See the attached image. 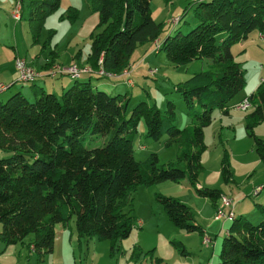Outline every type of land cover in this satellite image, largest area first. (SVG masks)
<instances>
[{"label": "trees", "instance_id": "obj_1", "mask_svg": "<svg viewBox=\"0 0 264 264\" xmlns=\"http://www.w3.org/2000/svg\"><path fill=\"white\" fill-rule=\"evenodd\" d=\"M16 1L22 10V0ZM150 1L84 0L98 16L87 59L94 69L99 68L101 58L105 71L119 72L133 65L130 58L135 50L162 36L155 50L163 51L170 62L176 66H188L194 60L202 63L201 70L175 84L185 103L187 123L174 125L175 104L170 99L163 111L144 100L128 110L127 93L109 94L81 74L72 76L74 82L60 95L41 88L28 96L20 87L12 88L0 99L2 244L23 243L32 234L26 246L41 261L52 248L53 225L68 228L71 217L78 237L115 242L127 237L132 226L131 216L121 210L130 192L138 185L162 180L185 179L197 196L215 206L222 191L197 186L203 169V128L214 110L227 114L231 100L245 85L244 72L230 48L254 30L264 36V0L189 2L174 21L177 29L173 33H164V23L154 20ZM163 1L170 4L173 0ZM59 3L28 0L26 18L34 37ZM188 7L193 9L196 25L183 33L178 25ZM78 15L79 9L70 7L59 19L73 22ZM34 81L21 83L33 86ZM13 85L14 80L7 89ZM248 99L245 133L264 162V144L252 131L254 125L264 122V77ZM140 119L146 137L158 140L165 135L164 145L175 146L174 160L158 163L154 153L144 161L133 158L131 143ZM219 174L224 183L231 180L225 151ZM153 198L174 227L201 233L183 202L159 193H153ZM253 204L260 219L253 224L243 215L230 218L219 243L218 264H264V198Z\"/></svg>", "mask_w": 264, "mask_h": 264}, {"label": "rangeland", "instance_id": "obj_2", "mask_svg": "<svg viewBox=\"0 0 264 264\" xmlns=\"http://www.w3.org/2000/svg\"><path fill=\"white\" fill-rule=\"evenodd\" d=\"M189 2L192 1L173 0L170 4H165L163 0H151L152 17L156 22L164 23V33H173L177 29L174 19H178L182 15L183 9ZM0 3V62L3 66H8L11 60L15 68L16 58L23 59L25 56L32 59L37 57L38 62L45 60L52 54L59 58L58 61L62 62L73 58L65 66L76 64L79 68L84 67L78 61L84 60L90 50L89 32L94 30L91 20H98L97 13L87 9L86 13L88 14L81 13L80 17L73 22L67 19H59V15L70 7L79 9L84 5L88 8L84 4V0H60L58 8L45 18L36 37L33 36L31 26L26 18L28 0H22L20 19H15L12 15L13 7L16 5L15 0H0ZM10 3L13 4V7L9 11ZM164 15H170V17L165 19ZM195 25L193 9L188 7L179 21L178 28L186 33ZM14 42L18 45L19 53H16L14 49ZM15 54L20 55V57H14ZM139 54V51L135 50L130 58V61L134 62L132 68L140 63L141 67L130 73L132 85L128 86H132V88L128 89L130 90L128 93L130 96L128 110L139 100H144L150 105H156L159 110L163 111L166 99H170L175 104L174 125L176 127L184 126L188 121L186 107L182 98L175 91V84L187 79L193 72H197L195 71L197 64L189 66L187 70V66H176L170 62L163 51L151 52L145 61L141 58L139 61L136 60ZM247 55V62L240 64L244 75L246 70L251 72V68H260V64H262L258 62L259 57L257 55H250L249 53ZM149 69L155 71L150 73ZM13 80L14 85L8 88L4 92L5 94H9L13 90L12 88L18 86L25 90L24 93L28 96L32 95L28 83L17 81V75ZM245 88L246 82L242 89ZM124 90L125 88L119 93H124ZM116 92L118 93V91ZM107 93L116 94L110 91ZM55 94L59 95V93ZM1 96L0 99L3 98ZM175 100L180 102L177 104ZM243 112L246 111L239 112V117L230 121H227L225 115L219 116L221 117L219 121L216 117L214 118L218 110H214L210 122L203 128L205 149L200 156L203 169L197 180L202 187L217 188L225 192L232 207L235 201H243L249 210L247 218L255 224L260 219V214L253 203L260 202L264 198V186L260 191H257L260 185L264 183V162L256 154L252 138L245 133L244 116L246 113ZM252 131L254 136L261 139L264 144V122L254 125ZM165 139V135H162L158 140L146 137L144 124L140 119L136 124V132L131 143L133 158L144 161L150 153H154L158 163L174 160L176 148L173 144L164 145ZM224 151L227 153L231 171V180L227 183L222 181L219 174V162ZM153 193L177 198L191 210L195 222L197 220L200 224L201 221L197 218L199 217L197 209L201 207L202 200L210 203L207 198L198 197L193 187H190L185 179L179 181L162 180L148 186L138 185L130 192L128 203L121 208L123 213L132 218V226L127 237L115 242L108 239L99 240L95 236L78 237L74 231L73 217H71L68 220L69 228L64 229V237H67L69 232L71 237L69 240L66 239L63 246L60 245L57 238L61 228L58 226L59 224L53 225L54 236L51 249L56 253L54 256L55 264H195L197 259L202 257L201 254L207 252L206 248L209 252L207 261L210 264H218L217 252L224 234L216 233L214 236L204 232H186L174 227L160 205L154 200ZM137 220L141 223L140 227L137 226ZM203 236H207L210 241L204 242ZM31 239L32 234H28L24 237L23 243L26 244ZM212 241L217 244L215 249L212 247ZM201 245L208 247L202 248ZM177 247L185 253H180ZM48 253L44 254L41 261H36L35 255L32 253L30 263L50 264L52 258H47Z\"/></svg>", "mask_w": 264, "mask_h": 264}, {"label": "crops", "instance_id": "obj_3", "mask_svg": "<svg viewBox=\"0 0 264 264\" xmlns=\"http://www.w3.org/2000/svg\"><path fill=\"white\" fill-rule=\"evenodd\" d=\"M5 1H7V0H5ZM15 2H16V0H15ZM0 5H1V3H0ZM150 5H151V3H150ZM12 7H13V4L10 3L9 4V11L11 10ZM87 9L88 8L84 7V5L82 8H79L78 17H80L81 13L82 14L83 13L88 14V13H86ZM170 15H164L163 17H166L165 19H167L168 17H170ZM174 20H177V18H175ZM97 21L98 20H93V21L91 20V25L95 26ZM90 27H92V26H90ZM91 32H89V33H91ZM161 40H162V36L157 40L156 43L159 44L161 42ZM156 43H151L149 45H143L140 48H138L137 50L139 51L140 54L136 58V60L139 61L141 58V59H143V61H145L147 58H149L151 52H154V51L157 52L154 49ZM14 49H15L16 53L20 52L16 42H14ZM230 51L233 54L235 61L239 62L240 64H245L247 62V60H248L247 54L248 53L250 55H257L259 57L258 62H261L262 64H260L261 65L260 68H251V72H247V70H246V74L244 75L245 82H246V88L240 90L235 95V97L231 100V102H230L231 104L229 105L227 114H224L222 111L218 110V113L216 114V116H214V118L216 117V119H218L219 121L221 120V117H219V116H223V115L226 116L227 121H230L233 118L239 117L238 113L242 112V111L235 109L233 107L234 104H236L237 102H239L240 100H242L245 97H249L252 94V92L254 91V89L256 88V86L259 84L261 79L264 77V36L262 38H260L259 32L255 31V30L252 31L251 33H249L247 38H245V39H243L237 43H234L231 46ZM16 56L20 57V55H18V54H15L14 57H16ZM23 59L29 65L34 67L39 73V76L35 79L33 86H30L29 91L32 92V95L34 94V92H37L41 88L44 91H51L53 93H59V95H60V93L63 89H65L66 87L71 85L72 82H74V79L67 74L57 73L53 77L49 76L47 74V69L49 67H51L52 65H55V66L56 65H60V66L64 65L65 66V65L69 64V62H71L73 58H71L68 61L62 62V61H58L59 58H56V56H53L51 54V55H49L48 58L46 57L45 60L38 61V62H37V57L30 59V58H27L24 56ZM74 62H76V61H74ZM78 62H80L81 65L90 66L88 59H87V56H85L84 60H80ZM131 62L134 63L133 61H131ZM9 63L10 64L8 66H3L2 62H0V82L10 83L11 81H13L14 77H16V75H17L16 71L12 65V61L10 60ZM140 64H138L139 66L137 65L138 67L135 65L136 66L135 68H131L130 73H132L133 70L135 71L137 68L141 67ZM193 64H197L196 65L197 68L195 71L201 70L202 63L200 61H198V63H197L196 60L189 63V65L186 67L187 70H188V67L193 65ZM130 75L131 74H129V76ZM80 77L89 80L92 85L98 86L99 88H102L106 92L110 91L111 93L112 92L117 93L116 91H118V93H119L120 91H122L125 88L124 93H127V96H128L129 95L128 93L130 92V90H128V89L132 88V86L131 87L128 86V84L125 81L124 76L114 77V78H103V77L99 78L96 76V74H93V73H81ZM15 88H19V87L15 86L13 89H15ZM21 90H23V89L21 88ZM23 92H26V91L23 90ZM130 95H132V93H130ZM0 96L6 97V94L3 92L0 94ZM175 101L177 104L180 102L178 100H175ZM162 105H164V104H162ZM243 113H245V112H243ZM197 186H200V184L197 183ZM257 188H258V186H257ZM261 189L262 188H259V191ZM222 194L227 195L223 191H222ZM230 208H231V212L234 216L243 215L246 218L248 217V211L249 210L247 209V207H245L243 201H241V200L237 201V202L235 201V204L233 205V207L231 205ZM213 210H214V206L211 203L208 204V203H206L205 200H202L201 201V207L199 209H197V214L199 216L197 218L199 219V221H201V224L197 220H196V223L199 225L201 233L204 232L207 235L213 234L214 236L216 235V233L225 234V231H226L227 226L230 222V219H228V218H218V219L214 218L213 217ZM222 210L226 212L229 210V207L224 206ZM137 221L139 222V225H137V226L140 227L141 223L139 220H137ZM58 226H60L61 229L59 230L60 235H58L57 238L59 239L60 245L63 246V244L66 242V239L67 240L70 239L71 233L69 232L67 237H64V229H66V228L61 226L60 224ZM54 242H53V244H54ZM216 245H217L216 242L212 241V247H214V249H215ZM201 247L206 248L208 246H206V245L202 246L201 245ZM206 249H207V252H203L201 254L202 257L200 259H197L195 264L209 263L207 261V258H208L207 255L209 254V252H208V248H206ZM32 253L33 252L30 250L29 246L27 247L26 244H24V243H14V244H9V245H4L0 242V264H31L30 263V257L32 255ZM184 253L185 252H183V254ZM55 254L56 253L52 249L48 253L47 258H52V261H53V262L50 261V264H55V260H54Z\"/></svg>", "mask_w": 264, "mask_h": 264}, {"label": "built area", "instance_id": "obj_4", "mask_svg": "<svg viewBox=\"0 0 264 264\" xmlns=\"http://www.w3.org/2000/svg\"><path fill=\"white\" fill-rule=\"evenodd\" d=\"M190 1H197V0H190ZM20 14H21V5L19 1H16V5L13 7L12 10V15L15 19H19ZM259 37L262 38L263 35L259 33ZM98 63H99V68L97 69H94L91 66H84L82 68H79L76 64H70L64 67L60 65H56V66L52 65L47 69V74L52 77L55 76L57 73L68 74L71 75V77L72 76L78 77L81 73H93L103 78H114V77L124 76L126 83L128 85H132V80L129 76L130 69L132 68V66L124 67L119 72H112V71H105L101 67L100 64L101 58H99ZM14 69L17 73V81L19 82H32L39 76L38 71L31 65L27 64V62L24 59L16 58ZM154 71L155 70L153 69H149L150 73H153ZM7 87H8V83L0 82V93L3 92L5 89H7ZM233 107L237 110L247 111L250 108V101L248 97H245L236 104H234ZM224 206H228L229 210L226 212L223 211L222 209ZM230 206H231L230 199L226 195L220 194L214 206L213 217L217 219L218 218L230 219L233 216ZM137 225H139L138 221H137ZM202 239L204 242L210 241V239L207 236H203ZM205 264H209V263H205Z\"/></svg>", "mask_w": 264, "mask_h": 264}]
</instances>
